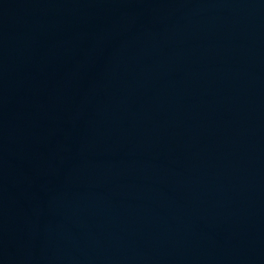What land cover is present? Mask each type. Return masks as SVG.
Listing matches in <instances>:
<instances>
[{
    "label": "water",
    "instance_id": "water-1",
    "mask_svg": "<svg viewBox=\"0 0 264 264\" xmlns=\"http://www.w3.org/2000/svg\"><path fill=\"white\" fill-rule=\"evenodd\" d=\"M0 264H264V0H0Z\"/></svg>",
    "mask_w": 264,
    "mask_h": 264
}]
</instances>
